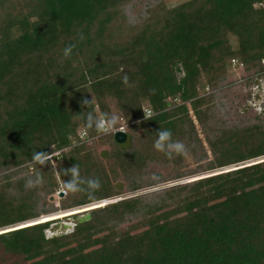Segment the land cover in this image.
Returning <instances> with one entry per match:
<instances>
[{
	"label": "trees",
	"instance_id": "trees-1",
	"mask_svg": "<svg viewBox=\"0 0 264 264\" xmlns=\"http://www.w3.org/2000/svg\"><path fill=\"white\" fill-rule=\"evenodd\" d=\"M263 58L264 0H0V264H264V115L224 95L234 59L251 80ZM161 128L186 156L154 149ZM75 165L101 187L56 205ZM73 208L92 218L46 238Z\"/></svg>",
	"mask_w": 264,
	"mask_h": 264
},
{
	"label": "clouds",
	"instance_id": "clouds-1",
	"mask_svg": "<svg viewBox=\"0 0 264 264\" xmlns=\"http://www.w3.org/2000/svg\"><path fill=\"white\" fill-rule=\"evenodd\" d=\"M83 38V37H81ZM74 45H69L64 49V56L68 58L72 52ZM128 78L124 77V83L127 84ZM83 104H87L88 107H91L93 100L83 101ZM146 118H150V114L146 112ZM120 123V119L116 114H100L98 110L93 109L86 113V127L88 129H95L98 134H110L116 133L118 131H125L123 127L117 128L116 125ZM153 147L158 152H161L171 158L173 155L186 156L187 148L186 145L180 140H174L171 130L161 128L157 132V139L155 140ZM33 162L39 165H45L50 159V155L46 152H33L32 156ZM64 174H70L71 180L64 181L63 191L65 194L72 193H81L85 192L89 198H93L94 193L100 189L101 182L97 178H84L80 174V169L77 165L66 169ZM43 184V178L39 175H36L34 179H29L26 181L27 188H33ZM89 210V209H88ZM87 211V210H86ZM80 213V212H79ZM46 238L51 239V235L46 234Z\"/></svg>",
	"mask_w": 264,
	"mask_h": 264
},
{
	"label": "rangeland",
	"instance_id": "rangeland-1",
	"mask_svg": "<svg viewBox=\"0 0 264 264\" xmlns=\"http://www.w3.org/2000/svg\"><path fill=\"white\" fill-rule=\"evenodd\" d=\"M174 3H178L184 0H172ZM229 80L232 81V84L230 85V91L227 89L224 90V95H225V100L232 102L236 110L241 113L245 112H251L259 115H264V74H261L251 80H248L244 76V71L242 68L231 70L229 72ZM237 113V112H236ZM236 116V114H234ZM91 141V140H87ZM98 153L102 158H107L111 155L109 146L106 140L102 138L100 143L97 145ZM185 181V180H184ZM170 183H175L169 182L166 184H162L160 186H157V188L163 187V186H168ZM172 185V184H171ZM156 189V187L152 188H147V189H142L137 192H133L134 194L136 193H145L146 191ZM63 192V196L66 195L63 189H60L57 191L53 197H51V200L55 202L56 205L60 203V200L63 196L60 195V193ZM133 193H127L125 195L129 196L132 195ZM124 196V195H123ZM123 196H117L115 198H111V201L119 200ZM99 203V202H95ZM94 204V203H92ZM91 205V204H88ZM99 206V205H98ZM83 207V206H81ZM91 206L85 207V209L88 210L91 209ZM96 207V206H94ZM80 208V207H77ZM93 208V207H92ZM83 209V208H82ZM79 209H73V210H62L57 213H53L47 216H43L41 219H47V218H56V222H63L67 221V217L69 218H75L72 217V215H68L70 213L76 212ZM86 211V210H85ZM81 211L79 214H83ZM52 220V219H50ZM55 224V222L50 226V228L46 231L47 234L53 236L54 234H66L70 231H53L52 226Z\"/></svg>",
	"mask_w": 264,
	"mask_h": 264
},
{
	"label": "water",
	"instance_id": "water-1",
	"mask_svg": "<svg viewBox=\"0 0 264 264\" xmlns=\"http://www.w3.org/2000/svg\"><path fill=\"white\" fill-rule=\"evenodd\" d=\"M115 139L118 143H124L127 140V133L124 131H118L115 133ZM60 195L63 196V192H61ZM73 209H70V210H73ZM72 214H75V213H70L68 215H72ZM91 218H92V215L89 212L83 213L77 216L76 218L67 217V221L55 222V224L52 226V230L53 231H62V230L70 231L74 229L75 225L84 223L90 220ZM52 219H56V218H52ZM56 235H60V234L59 233L54 234L53 236H56Z\"/></svg>",
	"mask_w": 264,
	"mask_h": 264
},
{
	"label": "built area",
	"instance_id": "built-area-1",
	"mask_svg": "<svg viewBox=\"0 0 264 264\" xmlns=\"http://www.w3.org/2000/svg\"><path fill=\"white\" fill-rule=\"evenodd\" d=\"M237 62H238V61L234 59V60H233V66H235V67L237 66V67H239V68H243V64H242V63H239V65H238ZM262 63H263V65H264V58L262 59ZM121 127H123V128L125 129V131H126V127H125V126H121ZM119 128H120V127H119ZM125 131H124V132H125Z\"/></svg>",
	"mask_w": 264,
	"mask_h": 264
}]
</instances>
